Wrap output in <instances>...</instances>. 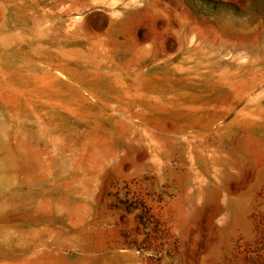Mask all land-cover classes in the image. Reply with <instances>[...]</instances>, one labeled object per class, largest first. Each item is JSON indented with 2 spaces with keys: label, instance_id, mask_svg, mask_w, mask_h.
Masks as SVG:
<instances>
[{
  "label": "rangeland",
  "instance_id": "1",
  "mask_svg": "<svg viewBox=\"0 0 264 264\" xmlns=\"http://www.w3.org/2000/svg\"><path fill=\"white\" fill-rule=\"evenodd\" d=\"M0 264H264V0H0Z\"/></svg>",
  "mask_w": 264,
  "mask_h": 264
},
{
  "label": "bare ground",
  "instance_id": "2",
  "mask_svg": "<svg viewBox=\"0 0 264 264\" xmlns=\"http://www.w3.org/2000/svg\"><path fill=\"white\" fill-rule=\"evenodd\" d=\"M4 164V162H2Z\"/></svg>",
  "mask_w": 264,
  "mask_h": 264
}]
</instances>
